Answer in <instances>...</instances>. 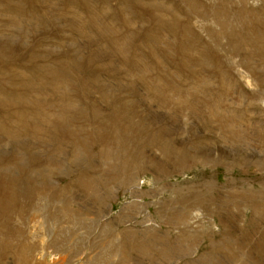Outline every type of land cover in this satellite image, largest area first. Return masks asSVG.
<instances>
[{"label":"rangeland","instance_id":"obj_1","mask_svg":"<svg viewBox=\"0 0 264 264\" xmlns=\"http://www.w3.org/2000/svg\"><path fill=\"white\" fill-rule=\"evenodd\" d=\"M0 264H264V0H0Z\"/></svg>","mask_w":264,"mask_h":264},{"label":"bare ground","instance_id":"obj_2","mask_svg":"<svg viewBox=\"0 0 264 264\" xmlns=\"http://www.w3.org/2000/svg\"><path fill=\"white\" fill-rule=\"evenodd\" d=\"M123 7V6H122ZM172 7V6H171ZM170 8V7H169ZM258 28V27H256ZM258 34V33H257ZM260 37V36H259ZM159 92V91H158ZM187 96V95H186ZM65 108V107H64ZM124 113V112H123ZM117 114V113H116ZM127 115V114H126ZM128 120H129V116H124V115H114L112 117L109 118V122L111 123H115L117 125V132H116V135H117V141H125V136L127 134V132L129 131L130 127L127 126V124L124 125V121H126V123H128ZM137 127V126H136ZM108 132V131H107ZM103 134V133H102ZM106 134L104 135H101L100 138H99V142L101 144H103V136H105ZM79 145V144H77ZM107 147V146H106ZM111 147V146H110ZM80 150V149H79ZM11 196V195H10Z\"/></svg>","mask_w":264,"mask_h":264}]
</instances>
